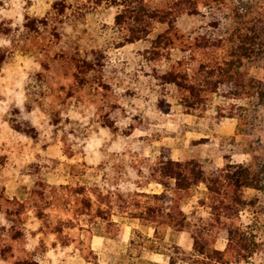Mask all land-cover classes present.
<instances>
[{
  "label": "rangeland",
  "instance_id": "rangeland-1",
  "mask_svg": "<svg viewBox=\"0 0 264 264\" xmlns=\"http://www.w3.org/2000/svg\"><path fill=\"white\" fill-rule=\"evenodd\" d=\"M55 2L0 0V45L8 54L6 65L0 68L3 208L7 198L28 200V205H57L82 186L89 190L96 185L106 193L116 187L142 185L144 174L139 173L136 181L137 168H131L130 163L144 168L162 146H169L174 157L199 156L212 164L229 154L234 161L260 163L264 170V106L252 104L254 98L244 100L247 120L238 126L236 117H217L219 108L227 112L230 103L220 94H209L204 109L183 113L174 91L169 90L173 112L164 114L157 102L166 89L158 85L153 72L166 67V60H146L148 42L120 44L121 33L113 26L117 9L91 8L85 0L70 8L55 9ZM83 59L92 61L91 69L81 70L85 67ZM245 65L264 80V55ZM119 116L126 117L123 125L103 128L104 122H113ZM130 117L137 119L129 124ZM128 129L130 134H126ZM99 162H111L115 167L103 169L98 167ZM256 195L259 203L242 212L241 219L256 225L261 245L252 257L230 264H264V191ZM45 211L49 215L42 218L44 223L46 218L70 216L63 210ZM124 212H116L113 218L125 226L131 219ZM200 213L208 217V210L200 209ZM22 218L26 234L23 232L12 243L10 223L5 221L0 206V250L13 245L14 252L12 258L9 250L0 255V264H15L17 257L29 249L35 250L41 264H90L84 259L82 245L85 247L93 234L108 239L99 255L104 264H151L154 250L183 264L182 253L173 248L171 236L167 242L143 244L135 234L136 243L131 247L127 237H115L111 230L88 224L85 215L75 221L74 228H65L59 235L50 234L51 228H43L45 235L39 230L41 222L35 207L27 208ZM34 230L37 233L31 238Z\"/></svg>",
  "mask_w": 264,
  "mask_h": 264
},
{
  "label": "trees",
  "instance_id": "trees-1",
  "mask_svg": "<svg viewBox=\"0 0 264 264\" xmlns=\"http://www.w3.org/2000/svg\"><path fill=\"white\" fill-rule=\"evenodd\" d=\"M78 2L79 0H56L54 7L70 8ZM85 2L91 8L105 6L117 9L113 26L121 33V45L148 42L144 52L145 59L150 62L166 60V67H160L153 72L158 85L166 89L157 102L162 113L173 112V104L168 99L169 90L174 91L176 102L184 110L183 113L204 109L209 94H220L230 100V103L227 112L219 108L217 117H236L239 120L238 126L242 120H247L248 110L243 104L244 100L250 102L254 98L252 104L264 106V80L255 77L245 65L264 55V0ZM178 52L179 56L176 55ZM7 56L0 45V68L6 62ZM82 61L85 65L82 71L86 67L87 70L92 68V61ZM124 117H115L113 122L107 120L102 126L109 129L119 127L124 124ZM134 119L137 117H130L129 124ZM131 126L133 129L134 126ZM131 129L126 134H130ZM224 158L223 166L194 157L175 160L171 156L170 147L162 146L159 154L154 159L147 160L144 168H140L133 161L130 163L131 168H137L136 181L139 173L144 174L145 183L157 181L162 184L161 193L137 191L130 186L124 189H108L103 193L102 189L93 185L89 190L85 186L72 190L74 192L71 191V197L57 205H28V200L7 198L4 208L2 204L0 206L5 221L10 223L12 243L23 232L26 234L22 214L30 207L36 209V216L41 222L39 230L44 234L43 228H51L50 234L55 235L62 233L65 228H74L75 221L81 215L87 217L85 221L88 224L116 232L117 225L112 220V213L118 208L119 211H125L140 219L144 224L153 225L155 235L161 239L167 228L177 232L191 230L193 248L190 252L174 246L178 253H182L181 259L187 264H230L233 260L252 257L261 245L256 225L253 227L244 223L241 214L257 204V197L249 195L247 189L264 191V170L260 163L233 162L229 154ZM97 165L103 169L115 167L111 162H99ZM83 166H86V161H83ZM199 183L206 186L200 204L207 207L209 215L206 218L199 215L190 218L182 205ZM31 193L43 194L37 191ZM76 194H81V197ZM46 208L63 210L70 216L56 217V220L46 218L44 223L42 218L49 215ZM88 231L93 234V231ZM35 233V230L30 232V237ZM220 237L226 238L225 249L215 246ZM141 238L143 244L148 240V237ZM54 246L55 243L52 244ZM83 246L85 261L101 264L89 245ZM12 248L13 245L9 249L0 250V255L4 256L5 251L9 250L12 251L9 258L14 257ZM177 261L176 257H170L171 264H176ZM15 264L41 263L35 250L29 249L17 257Z\"/></svg>",
  "mask_w": 264,
  "mask_h": 264
},
{
  "label": "crops",
  "instance_id": "crops-1",
  "mask_svg": "<svg viewBox=\"0 0 264 264\" xmlns=\"http://www.w3.org/2000/svg\"><path fill=\"white\" fill-rule=\"evenodd\" d=\"M7 61L5 62V64L2 67H4L6 65ZM259 79H261V78H259ZM229 118H233V117H229ZM199 140H201V139H199ZM52 147L53 146L50 144L49 148H52ZM170 151H171V149H170ZM225 155L226 154L221 156V159L223 157L221 162L213 161V164L218 165V166H223L225 163V158H224ZM171 156L175 160H186V159H190V158L194 157V158L200 159L201 161L206 162L204 159L202 160V157H199V156H190V157H183V158L182 157H180V158L174 157L172 155V151H171ZM230 159L233 162H243V163L252 162L250 159H245V160H241V161H234L232 159V155H230ZM152 185L153 186L155 185L157 187L155 189H149L150 186H152ZM133 188L137 191H142V192H147V193H161L163 191L162 184L157 182V181L147 182L145 184H142L141 186H138V184H135V186ZM192 190H193L192 195L189 198H187V200L184 201V203L182 205V209L186 213H188L190 218H192V216H194V215L202 216L200 213V209L208 210L207 207H204L203 205L200 204V200L203 197L205 190H206L205 184L199 183L197 186H194V188ZM250 190H252V191H250ZM261 191L262 190H257L254 188H248L247 189V193L249 195L257 197V202L259 199H258V196L256 194H259V192H261ZM189 204H191V205H189ZM188 205H189V207H187ZM116 212L118 213L119 211H116ZM116 212L112 213V220L115 221V223L117 225L116 232L113 231L116 235L115 237H117V236L127 237L128 238L127 240L129 243L128 245L131 247L136 243V241L134 240L135 234L136 235L138 234L140 237H148L147 242L152 243V244L157 243V241L167 242V240L169 239L168 236H171V239H172L171 244H173V248L176 245V246L180 247L181 249H183L187 252H190L193 248V237H192L191 230H184L181 232H177V231L172 230L171 228H167L163 239H161L155 235V228L153 225L144 224L140 219H138L136 217H132L127 212H124L122 214H126V216L131 219L130 224H126L124 226L123 225L124 223L113 218V216L116 214ZM208 215H209V211H208ZM121 216H123V215H121ZM204 218H206V217H204ZM127 231H128V233H127ZM117 233L119 235H117ZM141 241H142V239H141ZM107 242H108V239L106 238L105 235L93 234L91 236V239H89V241L87 243L89 245V247L91 248V250L97 255L98 261L101 264H104V263H102L99 260V255L101 254V251H103L105 249ZM226 242H227L226 238L220 237L216 241L215 246H216V248H219V249H225ZM150 257H151L150 258L151 264H171L170 263V257L171 256H169V255L167 256L163 251L154 250V251H152ZM51 263L54 264L53 261H51ZM87 263H89V262H87ZM183 264H187V263L183 261Z\"/></svg>",
  "mask_w": 264,
  "mask_h": 264
}]
</instances>
